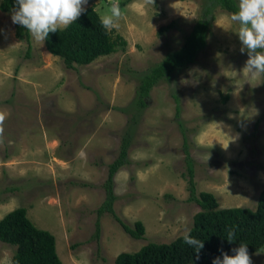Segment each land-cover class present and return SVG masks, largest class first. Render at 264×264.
Wrapping results in <instances>:
<instances>
[{
	"label": "rangeland",
	"instance_id": "rangeland-1",
	"mask_svg": "<svg viewBox=\"0 0 264 264\" xmlns=\"http://www.w3.org/2000/svg\"><path fill=\"white\" fill-rule=\"evenodd\" d=\"M202 4L155 0L141 7L142 0H120L126 18L112 34L126 40L125 48L77 69L32 37L29 53L11 13L0 10V109L8 113L0 142V219L24 206L36 226L55 235L64 264H115L121 252L171 242L191 229L201 206L189 201L186 147L198 193H214L222 208L257 207L264 189V118H258L264 77L243 74L248 55L241 52L239 26L218 7L197 62L152 90L135 124L130 164L115 175V212L131 226L141 220L145 237L133 238L113 213H98L139 78L183 44ZM91 5L102 17L110 0H88ZM172 21L176 26L160 33ZM173 92L180 97L178 118ZM15 250L0 240V264H14ZM258 252L254 263L264 264V248Z\"/></svg>",
	"mask_w": 264,
	"mask_h": 264
},
{
	"label": "trees",
	"instance_id": "trees-1",
	"mask_svg": "<svg viewBox=\"0 0 264 264\" xmlns=\"http://www.w3.org/2000/svg\"><path fill=\"white\" fill-rule=\"evenodd\" d=\"M124 4L125 1L122 5ZM238 5L237 0H203L202 14L184 36L183 44L169 51L164 59L139 78L132 103L134 108L132 119L122 136L117 158L109 164L108 179L104 183L106 200L98 209L99 215L105 211L113 213L125 231L135 239L145 237L146 227L141 220L131 226L116 214L113 204L117 197L113 187L115 175L121 168L130 164L129 154L135 137L136 121L148 106L151 92L156 86L163 81H171L181 71L192 67L197 62L200 52L204 51L208 45L215 20V9L221 7L232 14L238 11ZM14 7L15 0H0L2 12L11 13ZM86 9L87 11L76 22L66 29L50 33L45 40L47 50L54 56L62 58L69 69L89 65L99 57L124 49L127 44L121 35L114 38L112 31H106L102 27L101 16L96 10V5L88 6ZM175 26L176 21H172L162 26L160 33L169 31ZM16 36L21 40H27L30 53L32 48L30 33L16 24ZM172 94L177 102L175 114L178 118L182 111L180 97L174 92ZM229 98L230 94L223 95L222 102H228ZM258 118H264V114L262 113ZM177 121L183 130L184 124L181 120ZM187 138L185 134L186 144ZM186 154L188 174L185 176L190 191L189 201L201 206V210L194 216L191 227V235L204 241L199 257L197 258L195 250L184 242V235H181L171 242H148L136 252H121L116 257L115 264H213L216 257L222 258V252L234 255L232 250L238 248L240 243L247 244L255 264L253 254L264 248V189L259 195L255 209L247 206L222 208L214 193L197 192L195 169L188 147H186ZM14 189L9 188V190ZM232 226H235L236 235L233 242H229L227 229ZM100 229V221H97L95 237L100 236ZM0 240L16 246L13 256L14 264H64L57 252L55 235L49 230L36 226L29 218L28 210L24 206L13 209L0 219Z\"/></svg>",
	"mask_w": 264,
	"mask_h": 264
},
{
	"label": "clouds",
	"instance_id": "clouds-1",
	"mask_svg": "<svg viewBox=\"0 0 264 264\" xmlns=\"http://www.w3.org/2000/svg\"><path fill=\"white\" fill-rule=\"evenodd\" d=\"M87 4L88 0H15L11 19L14 24L25 28L37 43L43 44L50 33L66 29L76 22L87 11ZM149 5H155V0H142L141 7ZM125 18L120 0H110L109 12L100 21L102 27L110 32L119 30ZM229 20L238 24L236 33L242 45L241 52L246 51L248 55L243 74L251 79L264 77V0H239L238 11L232 13ZM7 116V111L0 109V142L3 141ZM235 235V226L229 227L227 240L233 242ZM183 239L195 250L198 258L204 241L193 237L190 228H185ZM232 251L234 255L222 252V258L216 257L213 264H253L247 244L240 243Z\"/></svg>",
	"mask_w": 264,
	"mask_h": 264
}]
</instances>
